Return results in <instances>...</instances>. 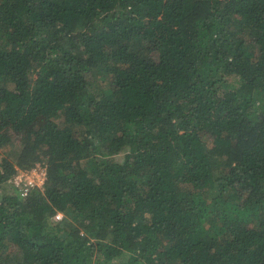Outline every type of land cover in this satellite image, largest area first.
Masks as SVG:
<instances>
[{
  "label": "trees",
  "instance_id": "1",
  "mask_svg": "<svg viewBox=\"0 0 264 264\" xmlns=\"http://www.w3.org/2000/svg\"><path fill=\"white\" fill-rule=\"evenodd\" d=\"M0 147V264H264V0H0Z\"/></svg>",
  "mask_w": 264,
  "mask_h": 264
},
{
  "label": "built area",
  "instance_id": "2",
  "mask_svg": "<svg viewBox=\"0 0 264 264\" xmlns=\"http://www.w3.org/2000/svg\"><path fill=\"white\" fill-rule=\"evenodd\" d=\"M47 176V167L43 163H38L32 169H18L14 174L16 185L22 190V194L26 195L30 188L42 187ZM61 217V214L57 216Z\"/></svg>",
  "mask_w": 264,
  "mask_h": 264
},
{
  "label": "rangeland",
  "instance_id": "3",
  "mask_svg": "<svg viewBox=\"0 0 264 264\" xmlns=\"http://www.w3.org/2000/svg\"><path fill=\"white\" fill-rule=\"evenodd\" d=\"M19 139H20V135H19V134H18V135L13 134V135L11 136L10 141H11V143H15V142H17V144H18ZM0 149H3V147H0ZM9 149H10V147H6V148H4L5 151H9ZM17 170H18V168H17Z\"/></svg>",
  "mask_w": 264,
  "mask_h": 264
}]
</instances>
